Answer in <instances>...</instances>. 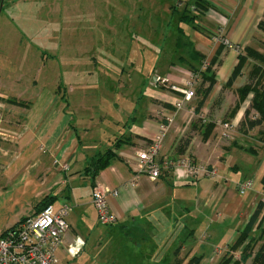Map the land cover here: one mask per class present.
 <instances>
[{
	"label": "crops",
	"instance_id": "obj_1",
	"mask_svg": "<svg viewBox=\"0 0 264 264\" xmlns=\"http://www.w3.org/2000/svg\"><path fill=\"white\" fill-rule=\"evenodd\" d=\"M200 1V10L194 3L190 6L194 20L187 23L199 20L192 39L184 29L178 33L184 45L203 55L208 65L222 47L216 85L200 114L196 113L198 79L191 101L186 102L180 91L193 74L183 55L180 64L157 80L170 88L169 93L153 98L144 111L121 92L123 102H114V107L104 104L105 110L98 113L92 112L96 103L91 93L57 92L48 79L16 77L19 69L0 51V72L14 76L9 90L0 79V236L36 216L37 205L49 198L53 205L69 209L70 230L62 250L77 249L79 255L77 239L83 246L91 239L101 264H196L215 250L229 251L264 198V135L261 128L246 132L240 126L253 94L233 119L229 116L239 103L238 89L256 62L249 61L242 76L225 88L246 48L264 54L260 29L264 0ZM225 40L233 49L227 48ZM166 118H173V123L164 138L161 159L189 156L197 165L217 171L216 177L192 178L186 169L178 168L156 181L148 175L135 178L130 160L153 143ZM210 123L215 127L208 133ZM222 123L232 125L230 139H222ZM189 133L191 143L180 153V142ZM116 140L121 142L113 151L122 160L113 161L93 182L86 169L94 158L112 149ZM248 171L256 182L252 191L241 196L239 185L244 180L239 174ZM96 188L107 191L109 207L118 217L113 226L98 224L92 201ZM130 228L141 230V236L126 239ZM57 253V264H63L64 255Z\"/></svg>",
	"mask_w": 264,
	"mask_h": 264
},
{
	"label": "rangeland",
	"instance_id": "obj_2",
	"mask_svg": "<svg viewBox=\"0 0 264 264\" xmlns=\"http://www.w3.org/2000/svg\"><path fill=\"white\" fill-rule=\"evenodd\" d=\"M2 1L0 51L19 69L16 77L24 74L29 81L48 79L57 92L91 93L96 103L92 112L98 113L105 110L104 104L114 107V102H123L119 100L121 92L134 99V107L141 111L153 98L169 93L170 88L154 78L165 77L174 64H180L181 55L190 56L191 45H184L178 33L184 29L192 39L193 27L199 24V20L188 24L180 19L195 0ZM13 78L0 72V79L7 83L2 85L5 90ZM239 175L244 182H256L252 171ZM260 221L261 217L238 251L226 250L215 258V264H253L262 244L264 221ZM125 234L132 241L141 236V230L130 228ZM94 245L91 239L86 246L77 239L75 246L82 253L76 256L60 249L63 264H101Z\"/></svg>",
	"mask_w": 264,
	"mask_h": 264
},
{
	"label": "built area",
	"instance_id": "obj_3",
	"mask_svg": "<svg viewBox=\"0 0 264 264\" xmlns=\"http://www.w3.org/2000/svg\"><path fill=\"white\" fill-rule=\"evenodd\" d=\"M224 44L228 49L233 46L227 41ZM208 64L205 65V68ZM191 79L185 84L186 88L180 90L186 102L191 101L195 96L197 77L192 74ZM182 105H178V110ZM194 116V114H192ZM173 118H166V124L154 139L153 143L145 150L139 151L130 160L129 166L135 178L141 175H148L153 181L158 180L163 173L184 168L192 178L217 176V171L209 170L208 167L197 165L189 156L177 160L172 158L161 159L163 141L169 131ZM222 139L231 138L232 125L222 123ZM253 188L252 182H244L239 185V194L245 195ZM92 201L97 214V221L100 226H113L118 222V217L111 211L107 191L99 188L93 190ZM264 203V198L261 201ZM69 209L66 206L55 208L53 205L45 207L36 216L21 221L15 227L6 231L0 236V264H57V252L62 249L63 238L70 230L67 221ZM226 251V250H225ZM225 251L215 250L210 258L202 261L201 264H215V258L222 257ZM77 249H71L69 254L76 256Z\"/></svg>",
	"mask_w": 264,
	"mask_h": 264
},
{
	"label": "trees",
	"instance_id": "obj_4",
	"mask_svg": "<svg viewBox=\"0 0 264 264\" xmlns=\"http://www.w3.org/2000/svg\"><path fill=\"white\" fill-rule=\"evenodd\" d=\"M193 6L197 8V10H200V8L203 6V2H201L200 0H195ZM191 11V7L185 9L184 14L181 17L182 21L190 23L194 20V18L190 16ZM260 29L264 32V23L260 24ZM221 51L222 47L218 50L216 55L211 60L210 64L207 65L205 69H202L206 65V63H204V56L201 55L199 52H196L195 50L191 49L190 56L188 57V59L185 58V56L182 57L183 61L185 60L186 62H188L190 70L193 72V74L197 77L199 81V86L196 91V97L198 98V107L196 109V113L198 114H200L205 102L208 100L215 88V68L220 63L219 56L221 54ZM249 61H255L256 65H254L253 68L250 70L247 76L246 83L240 89H238L239 103H237L236 106L231 110L229 116L231 119H233L238 109L240 108V105L246 100V98L250 94H253L251 105L246 111L245 117L241 121L240 126L243 130H246V132L251 131L255 128H261V132L264 135V54L259 53L251 47L246 48L245 53L239 56V63L234 69L225 88H230L234 85L237 79L242 76L243 70L245 69ZM252 113H254V116H251ZM207 127L210 130L208 133H211L215 127V124L210 123L207 125ZM192 138V134L189 133L181 140L179 145L180 153H183L188 148ZM119 142L121 141L116 140L112 149H109L105 153L100 154L96 158H94L91 165L86 169L85 172L91 177L93 182L96 180L100 172L108 168L113 163V161L122 160L113 151L115 148L118 147ZM169 172H165L164 174H167ZM50 205H53L52 199L45 198L37 205L36 208L39 209L41 212L45 207ZM263 210L264 205L263 203H260L257 210L250 218L245 231L241 233L235 243H233L229 247L230 251H238V249L243 245V243L249 238L250 232L252 231L254 225L260 217V224L263 223ZM260 240L262 241V244L260 245L253 259V264H264V230L262 232ZM225 257H223L222 262ZM203 260L204 258H201L199 261H197L196 264H201Z\"/></svg>",
	"mask_w": 264,
	"mask_h": 264
},
{
	"label": "water",
	"instance_id": "obj_5",
	"mask_svg": "<svg viewBox=\"0 0 264 264\" xmlns=\"http://www.w3.org/2000/svg\"><path fill=\"white\" fill-rule=\"evenodd\" d=\"M3 4V3H2ZM2 8V5L0 7V9ZM158 78H154V82H157Z\"/></svg>",
	"mask_w": 264,
	"mask_h": 264
}]
</instances>
